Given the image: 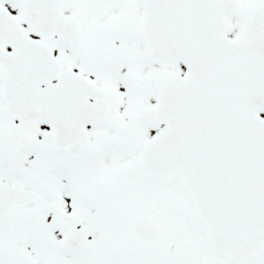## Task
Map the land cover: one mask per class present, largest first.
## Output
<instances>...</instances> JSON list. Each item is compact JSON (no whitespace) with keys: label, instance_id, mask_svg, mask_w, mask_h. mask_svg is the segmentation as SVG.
Here are the masks:
<instances>
[{"label":"snow or ice","instance_id":"6c2138e0","mask_svg":"<svg viewBox=\"0 0 264 264\" xmlns=\"http://www.w3.org/2000/svg\"><path fill=\"white\" fill-rule=\"evenodd\" d=\"M0 264H264V0H0Z\"/></svg>","mask_w":264,"mask_h":264}]
</instances>
